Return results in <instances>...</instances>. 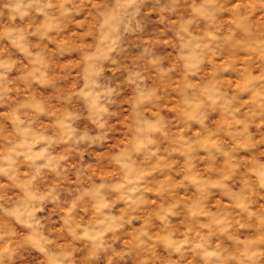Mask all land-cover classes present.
Instances as JSON below:
<instances>
[{"label": "rangeland", "instance_id": "rangeland-1", "mask_svg": "<svg viewBox=\"0 0 264 264\" xmlns=\"http://www.w3.org/2000/svg\"><path fill=\"white\" fill-rule=\"evenodd\" d=\"M0 264H264V0H0Z\"/></svg>", "mask_w": 264, "mask_h": 264}]
</instances>
